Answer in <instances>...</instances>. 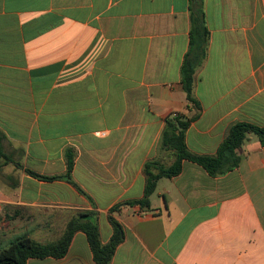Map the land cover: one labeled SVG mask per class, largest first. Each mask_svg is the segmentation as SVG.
Here are the masks:
<instances>
[{
	"label": "crops",
	"instance_id": "1",
	"mask_svg": "<svg viewBox=\"0 0 264 264\" xmlns=\"http://www.w3.org/2000/svg\"><path fill=\"white\" fill-rule=\"evenodd\" d=\"M204 14L195 109L180 83L188 0H0L1 144L21 166L14 186L0 188L1 211L16 216L0 229V250L24 235L54 241L86 213L102 245L110 217L123 230L110 264H264V146L254 135L235 151V168L211 176L183 161L156 181L148 207L110 213L143 198L144 166L163 159L175 115H196L185 144L200 156L215 155L236 123L264 127V0H204ZM66 150L82 192L25 172L63 175ZM26 264L95 262L78 231L64 257Z\"/></svg>",
	"mask_w": 264,
	"mask_h": 264
},
{
	"label": "trees",
	"instance_id": "2",
	"mask_svg": "<svg viewBox=\"0 0 264 264\" xmlns=\"http://www.w3.org/2000/svg\"><path fill=\"white\" fill-rule=\"evenodd\" d=\"M188 12L190 18L189 44L184 55L180 69V83L185 92L188 105L197 109V102L193 97L194 74L201 66L206 56L208 45V30L205 25L204 0H188ZM196 117L193 115H175L167 122V127L162 136L161 145L169 147L174 153V160L168 167L158 166L153 161L145 164V187L144 196L141 200L121 203L114 206L110 213L116 212L123 205H139L142 208L149 206L148 198L155 189L156 181L159 178H171L178 175L182 168L183 161H189L202 167L209 175L215 176L235 168L238 164V157L235 151L243 144L249 135H254L260 144L264 146V127H257L247 123H236L230 129L218 146L215 155L200 156L191 153L185 144V132L190 122ZM3 135L0 133V159L4 163H12L16 168L20 164L9 160L2 148ZM8 159V160H7ZM66 171L61 176L45 177L36 175L25 170L27 175L42 181L64 180L82 192L71 179L73 167V153L66 150L65 153ZM153 170L157 172L154 174ZM86 213H80L77 218L70 220L64 232L57 241L53 243L40 244L27 236H20L0 250V264H26L30 258L42 259L45 257L62 258L65 256L74 233L81 231L86 235L88 245L93 255L95 264H110L115 248L124 238L121 226L112 217L109 221L113 228L112 236L106 245L100 243L98 227L95 223L86 219Z\"/></svg>",
	"mask_w": 264,
	"mask_h": 264
},
{
	"label": "rangeland",
	"instance_id": "3",
	"mask_svg": "<svg viewBox=\"0 0 264 264\" xmlns=\"http://www.w3.org/2000/svg\"><path fill=\"white\" fill-rule=\"evenodd\" d=\"M2 148H3V152L5 155L9 154L10 158L8 157V155H6L9 158V160H12L14 162H19L16 159L18 157V154L14 150H12L8 145L3 143ZM161 149H162V153L164 154L163 159H161L162 162L160 160L155 161V162L158 164V166L168 167L174 160V153L169 147H166L164 145L161 146ZM20 173L21 171L18 170L12 163L7 162L5 164L4 160L0 159V188H3V187L5 188V185L14 186V184L19 180ZM14 217H16L14 216V212L8 211L7 209L3 208L0 214L1 227H3L5 224H9L13 220ZM18 219L21 220L22 216H19ZM58 231H60V229L58 230L56 229L55 232L52 233V235H50V240L52 239H55V240L50 241L48 243H53L57 241L59 238H61L64 230L63 231L61 230L62 233H60L59 238L57 234Z\"/></svg>",
	"mask_w": 264,
	"mask_h": 264
},
{
	"label": "built area",
	"instance_id": "4",
	"mask_svg": "<svg viewBox=\"0 0 264 264\" xmlns=\"http://www.w3.org/2000/svg\"><path fill=\"white\" fill-rule=\"evenodd\" d=\"M0 214H1V208H0ZM0 229H1V222H0Z\"/></svg>",
	"mask_w": 264,
	"mask_h": 264
}]
</instances>
